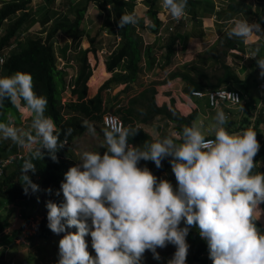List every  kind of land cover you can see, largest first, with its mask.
<instances>
[{"label": "clouds", "instance_id": "1", "mask_svg": "<svg viewBox=\"0 0 264 264\" xmlns=\"http://www.w3.org/2000/svg\"><path fill=\"white\" fill-rule=\"evenodd\" d=\"M187 2L161 0V7L168 18L179 21L186 14ZM111 19L115 20V14ZM140 19L135 13H122L117 26L120 29L135 26ZM161 22L160 27L167 26L162 18ZM229 23L231 26L225 30L229 39L241 38L248 43L254 35L264 33L259 23H249L247 19H233ZM98 54L103 56L105 48L98 49ZM72 56L57 57L60 66L70 70L75 60ZM245 57L256 59L259 75L264 78V58H257L255 53ZM4 62L0 59V65ZM219 88L187 93L182 86V105L198 109L193 98L200 97L206 99L209 111L217 110L214 122L206 129L202 124H193L179 133L151 142L146 140L137 146L130 144L129 138L138 133V128L125 127L117 119L106 120L104 126L101 120L103 154L88 150L80 153L79 163L65 172L55 193L59 196L62 192L64 202L46 203L48 228L57 235L65 233L59 240L57 264H141L146 251H151L154 259H161L156 249L168 244L176 247L168 264H186L189 247L186 237L192 227H197L201 238L207 241L213 264H264V233L255 224L262 214L259 205L264 204V174L252 172L260 144L251 129L237 133L226 130L228 116L222 110L226 106L220 103L213 107L207 94ZM66 90L69 89L60 95L64 104L70 101L68 98L63 101L64 96L70 98ZM194 91L204 94L194 95ZM74 97L75 100V94ZM5 100L20 113V124L21 120H31L27 130L18 129L13 122H0V139L10 140L31 153L21 167L20 181L25 194L29 190L36 193L39 185L29 176V172H36L33 161L43 157L42 150L57 160L56 151L64 147L73 129H65L64 139H59L55 122L45 115L47 98L34 91L32 76L27 72L0 75V106ZM171 105L182 114L175 104ZM259 106L263 109L264 104ZM106 112L112 113L105 111L103 115ZM81 126L90 136H96L92 123L84 120ZM165 158H169L176 188L167 179H158L147 167L138 166L143 160L161 168ZM71 228L77 231H68ZM88 235L95 256L88 251L85 240Z\"/></svg>", "mask_w": 264, "mask_h": 264}, {"label": "trees", "instance_id": "2", "mask_svg": "<svg viewBox=\"0 0 264 264\" xmlns=\"http://www.w3.org/2000/svg\"><path fill=\"white\" fill-rule=\"evenodd\" d=\"M0 7V56H4V63L0 65V75H10L16 71H23L31 74L33 79V89L38 95L47 98L48 104L45 115L53 119L57 126V132H60V140L64 139V130L67 128L73 129L70 136L67 137V143L62 148L56 151L57 160L51 159L47 150H42L44 155L39 160H34L36 172H29L31 180L39 182L40 190L46 200L43 201L44 212L38 221L34 235L47 239L53 232L48 228L46 203L53 201L57 205L64 202L61 195L53 194L60 189L61 182L64 180L65 172L77 162V156L72 149L73 140L83 134L86 128L82 127V121H101L102 115L106 111L103 105L101 92L108 87L110 81H113L115 75L106 80L100 87L98 92L91 98L86 97L87 84L86 81L93 69L99 61L98 48L94 43L96 37H89L88 46L80 49L79 52H72L76 61L80 63V68L77 74H70V70L61 67L54 53L53 39L59 32H63L73 39H77L84 32L81 24L87 12L90 3L95 4L101 12L104 13L103 24L107 30L112 33L115 31L113 24L110 23L109 17L106 14L113 12L117 21L121 16V5L125 0H44L50 8L60 9L58 13L46 28L44 38L27 37L22 41L25 29V23L31 20V13L28 10V5L31 0H1ZM128 1V0H127ZM134 1V0H129ZM147 6L144 11L149 18V22H140L133 26L128 25L124 28L116 26L118 44L104 56L106 69L112 71L119 65L123 66L124 72L122 78L134 80L138 77L143 69L142 53L144 50L143 37L140 29L144 28V24L152 31H156L162 22L158 17L159 9L157 8L159 0H142ZM55 3V4H54ZM189 4L192 1L189 0ZM244 2L236 3V7H244ZM109 6V7H108ZM261 11L256 13L257 21L261 28L264 29V3H260ZM51 9H47L45 13H39L35 22L42 23L44 17L48 15ZM185 18H182L183 20ZM117 21L115 22L117 25ZM174 27L169 31L173 32ZM263 39H259L256 43L255 51L264 50V33H260ZM115 38V40H116ZM173 39V37L171 38ZM170 39V41H171ZM237 38L229 39L226 34L221 36L217 42L204 52L198 54L188 64L183 66V69L174 70L168 78L179 77L183 82V91L190 93L192 90L206 91L208 88L226 87L227 89L236 90L240 94V102L234 108L223 107L222 110L227 116L230 113L240 114L239 126L231 128L229 121L224 125L229 133H236L239 129H249L256 132L260 136L259 125L264 121L262 106L264 104V78L257 77L256 59L250 63L249 67H243L244 71L240 76L238 71L227 64L226 56L229 49L237 47ZM11 44H14L10 49ZM253 50V49H252ZM254 51V50H253ZM66 52V49L63 53ZM78 53V54H77ZM77 54V56H75ZM256 54V53H255ZM65 55V54H63ZM149 55V53H148ZM257 58H264V52L256 54ZM66 59V57H63ZM99 68L103 72V62L99 63ZM210 68V70H208ZM249 68V69H248ZM240 70V71H241ZM247 70V71H245ZM121 79V80H123ZM94 77L90 79L92 82ZM162 83L160 80H154L139 94L129 98L124 106H119L115 109V113L123 121L124 126H132L138 128V133L134 137L129 138V143L132 145L141 146L146 140L150 142L155 138L148 131L150 123L156 117L164 118L174 124L177 132H181L185 126L194 124L199 115L198 109L193 108L187 115H182L173 105L174 100L171 98L170 106L163 103L158 105L155 99V85ZM65 89H69L71 93L76 95L75 100H70L65 104L61 102L60 95ZM259 91V93H258ZM258 105V110L256 106ZM240 112V113H239ZM20 113L7 100L0 106V122H10L11 117L15 126L20 124ZM254 117V119H253ZM253 119V120H252ZM104 129V126L102 125ZM206 138H214L207 136ZM31 153L28 152L21 159L15 160L7 165L4 174L0 176V207L5 201L13 202L20 206L23 211L25 220L31 216L27 207L30 205V199L35 195L29 190L28 194L24 192L21 178V167L25 159L30 158ZM169 158L162 161V167L157 168L154 162H150L147 168L155 175L165 172L163 179H167L176 188L177 182L172 172L168 170ZM253 174L262 173L264 171L255 167L252 170ZM39 173L40 181L36 179ZM51 189V192L47 191ZM10 224L9 214L5 215L0 221V231ZM183 223L181 227H183ZM19 230V229H18ZM17 230V231H18ZM186 242L189 245L186 264L195 262V264H207L205 253L208 251L207 241L201 238L197 227H192L186 237ZM172 251L164 256L165 262L171 258ZM170 257V259H168Z\"/></svg>", "mask_w": 264, "mask_h": 264}, {"label": "crops", "instance_id": "3", "mask_svg": "<svg viewBox=\"0 0 264 264\" xmlns=\"http://www.w3.org/2000/svg\"><path fill=\"white\" fill-rule=\"evenodd\" d=\"M191 1V5L189 4V0L187 2L185 19L179 21H175L172 18L169 19L167 26L171 25L172 27H174V31L172 33L167 30V26L160 27L161 24L159 25L156 31L150 30V28H148V25L145 24V27L140 29L144 43V50L142 53L143 69L139 73L138 77H136L134 80H124L122 78L123 76H119L121 74L123 75L124 72L122 65H119L112 71H107L104 63V54L103 56H99V62L97 63L96 67L93 69L92 74L87 80L88 87L86 97L91 98L92 96H94L98 92L99 87L112 75H115L116 79L110 81L108 87L104 88L101 92L103 105L107 108L106 111L110 109L115 110L116 108H119V106L126 105L129 98L139 94L146 87H148L151 82H153V80H162V83L155 85V99L157 104L160 105L165 102L169 105L171 98H173V104H175V107L179 109L182 113L185 112V115H187L191 111L190 107L188 108V105L184 103L183 106L186 108V110H184L183 112L182 109L178 106L179 103L181 104L180 96L183 91H180L178 89L173 90V87L176 88L177 86L183 85V82L178 77L169 79H167L166 77L170 75L174 70L179 69L188 64L198 54L212 47L221 36L226 34L225 30L231 26L229 22L233 19H247L249 23H258L256 13L258 11H261L260 3H264V0ZM238 2H244V7H236L235 5ZM160 3L161 0H159L158 2V9H160ZM1 4L2 1L0 0V7ZM50 7L51 6H48L44 0H31L27 7L31 13V20L25 23V29L23 30L24 35L21 39L22 41H25L27 37L36 38L40 36L43 37L45 35L46 28L49 26L52 19L58 13L61 12L60 9ZM48 8L51 10L49 11L46 18L44 17V21L42 23L35 22L39 13H45ZM146 9L147 6L143 3L142 0H125L121 5V14L135 13L141 17L140 20L144 21L145 23H148L149 18L144 13ZM91 10H94L95 13H92ZM87 11L88 12H86L84 20L81 24V28L84 29V32L80 34L77 39H73L71 36L69 37L63 32H59L56 35V38L53 39L52 42L56 57L65 56L68 58V55L71 57V51L76 53L79 52L80 49H84L86 46H88L91 31L92 35L93 31L94 33L98 31L95 35V37H97L96 41L94 42L98 49H102L103 47L106 51L109 52L118 44V39L115 36V33L117 32L113 31L112 33H110L107 28L104 27V13H100L99 10L90 7V5ZM113 14L114 13L111 12V14H106V16L107 18L109 17L110 23L113 24L112 26L115 29L117 28V25L115 23L117 19L116 17L115 20L111 19ZM162 15L164 14L160 13L158 15L160 21ZM165 15L166 16L163 18L170 17L168 14ZM109 35L113 36L112 41H106ZM172 37L173 39H171ZM260 38L263 39V36L261 34H256L254 35L253 39L248 43H245L241 38H237V47L235 49H229L227 52V63L231 64V66H233L238 71L241 77L242 72L240 70L243 67H249L248 65L255 60L254 58H246L245 56H251L254 53L258 54L264 52V50L262 49L258 52L255 51V42H258ZM65 49L66 52L63 53ZM77 54L75 56H77ZM76 60L77 59L74 60L73 65L70 64V72H75V75L77 74L80 68V63H78ZM101 61L103 62V72H101L99 68V63ZM92 77H94V80L91 82L90 79ZM239 115L240 114L238 113H234L235 117ZM30 123V118L21 120L20 127H22V130H27ZM228 123L229 126L232 128V122ZM233 123L234 127L239 126L238 122ZM261 124L259 125V129L261 127ZM163 126L167 129L171 128L172 133H178L177 130L174 128V124H171V121H167L164 119ZM151 127L152 124L148 127V131ZM249 129H251V127ZM242 130L247 129H239L237 132H240ZM171 132L170 134H161L159 131L161 135L153 133H151V135L155 139H162L165 136H170ZM257 140L260 144V149L256 157L254 158L255 164L257 168H260L264 171V134H262L261 131L260 136L257 135ZM19 148L20 147L15 145L10 140L0 139V159L5 158L10 154L16 153ZM37 179L38 181H40V176H37ZM259 207L262 210V214L260 218L255 221V224L258 230L264 233V204L259 205ZM2 210H4L5 215L9 214L10 224H8V226H6L2 231H0V264H2L1 257H3V263L12 260L11 258L5 259V255H8V246H13V248L10 249H13L15 252H24L25 255H21L20 258L24 259V264H28L29 262H31V259L28 258V255L26 253V251L29 253V249L27 247L23 248L22 245H14L18 244L19 242L21 243L22 239L23 242L26 243L27 239L23 238V236L21 235L24 231L23 229H25L26 226L29 224L28 220H25L22 208L13 202H4L3 205L0 207V221L4 217L3 216L1 218ZM31 218L32 217L28 218L29 221L31 220ZM9 239H12L13 241ZM5 240L8 243H6ZM1 251H3L2 255ZM205 257L207 258V264H213L212 260L209 258V251L205 253ZM35 264L38 263L35 261ZM190 264H195V262H191Z\"/></svg>", "mask_w": 264, "mask_h": 264}, {"label": "rangeland", "instance_id": "4", "mask_svg": "<svg viewBox=\"0 0 264 264\" xmlns=\"http://www.w3.org/2000/svg\"><path fill=\"white\" fill-rule=\"evenodd\" d=\"M59 1L60 0H56V3L58 4ZM89 5H90V7L99 10V8L93 3H90ZM91 12L95 13L94 10H91ZM100 13H101V11H100ZM91 32H90V35L95 37V35L97 34L98 31L95 32V33L93 31V35L91 34ZM112 39H113V36L109 35L107 37L106 41H108V40L112 41ZM106 54H107V52L105 50L104 56ZM255 68L258 70L257 71V77L261 78L260 75H259V72H260L259 67L257 66ZM208 70H210V68ZM241 72L244 75L245 72L242 71V70H241ZM182 86L183 85L177 86L176 88L173 87V90L178 89V90L181 91L182 90ZM180 91H177V92H180ZM65 93H70V98L68 96H66V97L64 96L63 101H66L67 98L69 100H74L75 97H74V94L71 93V91L66 90ZM258 93H259V91H258ZM193 101L196 102V105L198 107L199 114H200V116H198L196 118L194 124H196L197 126L202 124V125H204V128L206 129L210 124H212L214 122V117H215V114H216L217 110H214V111L210 110L209 111L207 109L209 107H208V104H207L205 98L195 97V98H193ZM178 106L182 109L183 112H184V110H186V108L182 104L179 103ZM187 107L188 108L190 107V109L192 108L190 105H188ZM256 110H258V108H256ZM108 111H111L112 113L117 115L114 112L115 110H111L110 109ZM182 114H185V112L182 113ZM117 116H119V115H117ZM210 117H212V118H210ZM253 119H254V117H253ZM239 120H240V115L235 117L234 113H230L229 116H228V121L229 122H239ZM163 122H164V118H155L152 121V123H151L152 127L149 129V132L153 133V134H159V135H161L163 133L170 134V132L172 131L171 128H168V129L165 128L163 126ZM90 123H92L93 126L96 129V136L95 137L90 136L87 133V130H86L83 134H81L80 136L76 137L73 140V142H72V149H73L74 153L77 156V163H79V155H80V153H82L85 150H88V151H99L101 154H103V152L105 150L103 148H100V144L102 143V141L104 139L102 122L94 120V121H90ZM172 123L173 122H171V124ZM173 124H175V123H173ZM16 127L18 129L22 130V127H20V124H19V126H16ZM159 131H160L161 134L159 133ZM173 132H174V130H173ZM171 134H172V132H171ZM150 162H152V161H150ZM148 164H149V161L141 160L139 162L138 166L143 168V167H147ZM35 175H36V179H37V176H39V173H37ZM164 175H165V172H162L156 177L158 179H161V178L164 177ZM36 184L39 185V182H36ZM39 189H40V187H39ZM55 193L56 192H54L53 194H55ZM34 194L35 195L30 199V205L27 207L28 211H30V215H31L30 217H32V218H31L30 221L28 219V223L29 224L26 226L25 229H23L24 231H23V233L21 235V236H23V238L27 239L26 243L23 242V239H22L21 243L19 242L18 244H14V245H17V246L22 245L23 248L27 247L29 249V253L26 251V253L28 255V258L31 259V262H29L28 264H35V261L38 264H57V261L59 259V255H58V252H59V248H58L59 240L62 238V236L65 233H60L59 235L53 233L47 239H43V238H40V237L34 235L36 225H37L38 221L40 220V218H41V216H42V214L44 212L43 201L46 200L45 197L43 196L41 190H39L38 192H36ZM60 195L62 196V198H64L62 192H61ZM5 202H7V201H5ZM3 216H5L4 210L1 211V218ZM89 223H90V221H89ZM68 231H73L74 232V231H77V229L71 228V229H68ZM9 240L13 241L12 239H9ZM85 240H86L87 245H88L89 253L92 256H95V252H94V249L92 248V244H91L90 235L86 236ZM6 243H8V242L6 241ZM10 244H11V242H10ZM10 248H13V246H11V247L8 246V248H7V252H8L7 254L8 255L7 256L5 255V259H10L11 258L13 260L14 264H24V259L20 258L21 255H25L24 252H15L13 249H10ZM156 251L159 253L161 259H159V260L154 259L152 252L151 251H146L144 253L143 258H142L141 264H168V262H165L164 256L166 258V253L168 251H172L173 255L171 256V258H173L174 253L176 251V247L174 245H172V244H168L164 248H157ZM2 253H3V251H1V255H2ZM168 259H170V257H168ZM1 263L3 264V257H1Z\"/></svg>", "mask_w": 264, "mask_h": 264}, {"label": "built area", "instance_id": "5", "mask_svg": "<svg viewBox=\"0 0 264 264\" xmlns=\"http://www.w3.org/2000/svg\"><path fill=\"white\" fill-rule=\"evenodd\" d=\"M160 13L164 14V15L161 16V18L163 19V25L167 24V21L170 18H168V17L163 18V17L166 16L165 14H167V12H166V10H164L161 7V3H160V12H159V14ZM185 17H186V14H185V16L183 18H185ZM171 29H172V27L168 26V30H171ZM11 47H12V45H10L8 48L10 49ZM0 59L4 60V56L1 55ZM193 94L194 95H198V96H202L204 93H202L200 91H194ZM207 94H208V98H209V103L213 107L219 106L220 103H223L226 107H231V106L236 105L238 102H240V95L235 90L219 88V89H216V90H212V91L208 92ZM235 96L238 97V99ZM262 112L264 114V106H263ZM108 119H117L118 121L123 123V121L119 117H117L115 114L110 113V112H106L103 115V119H102V122H103L104 126H105V121L108 120ZM10 122L11 123L13 122V120L11 118H10ZM123 125H124V123H123ZM262 132H264V124L262 125ZM28 152L29 151H27L26 149L19 148L16 153L10 154V155L6 156L5 158L0 159V176H2L4 174V171H5V168L7 167V165L13 163L15 160L21 159ZM168 169L172 172L170 164H169ZM3 264H14V262L13 261H8V262H4Z\"/></svg>", "mask_w": 264, "mask_h": 264}]
</instances>
